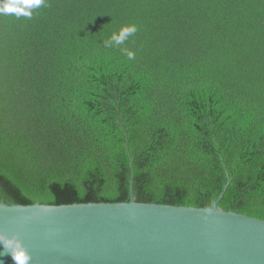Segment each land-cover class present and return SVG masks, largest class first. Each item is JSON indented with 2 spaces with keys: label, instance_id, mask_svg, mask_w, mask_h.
I'll use <instances>...</instances> for the list:
<instances>
[{
  "label": "trees",
  "instance_id": "1",
  "mask_svg": "<svg viewBox=\"0 0 264 264\" xmlns=\"http://www.w3.org/2000/svg\"><path fill=\"white\" fill-rule=\"evenodd\" d=\"M127 24L138 32L106 47ZM130 182L138 203L211 208L222 194L221 210L264 220V0L0 15V201L126 203Z\"/></svg>",
  "mask_w": 264,
  "mask_h": 264
},
{
  "label": "water",
  "instance_id": "2",
  "mask_svg": "<svg viewBox=\"0 0 264 264\" xmlns=\"http://www.w3.org/2000/svg\"><path fill=\"white\" fill-rule=\"evenodd\" d=\"M131 192L130 182L126 203L0 201V235L18 238L30 264H264V220L221 210L222 194L195 208L138 203ZM0 264H14L2 248Z\"/></svg>",
  "mask_w": 264,
  "mask_h": 264
},
{
  "label": "clouds",
  "instance_id": "3",
  "mask_svg": "<svg viewBox=\"0 0 264 264\" xmlns=\"http://www.w3.org/2000/svg\"><path fill=\"white\" fill-rule=\"evenodd\" d=\"M47 0H0V15L15 16L16 18L25 17L31 19L34 10L46 6ZM138 32L135 24L122 25L117 31L113 32L109 39L105 40V46L120 47ZM129 61L135 60L136 53L128 48H120ZM0 248L11 256L14 264H30L31 257L23 247L18 238L0 235Z\"/></svg>",
  "mask_w": 264,
  "mask_h": 264
}]
</instances>
